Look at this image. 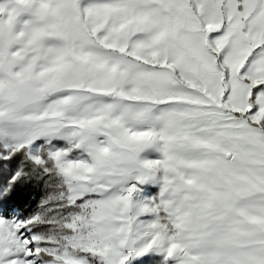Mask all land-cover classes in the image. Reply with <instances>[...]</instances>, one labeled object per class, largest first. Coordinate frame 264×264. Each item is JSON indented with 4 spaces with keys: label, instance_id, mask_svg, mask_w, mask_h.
I'll return each instance as SVG.
<instances>
[{
    "label": "snow or ice",
    "instance_id": "1",
    "mask_svg": "<svg viewBox=\"0 0 264 264\" xmlns=\"http://www.w3.org/2000/svg\"><path fill=\"white\" fill-rule=\"evenodd\" d=\"M0 264H264V0H0Z\"/></svg>",
    "mask_w": 264,
    "mask_h": 264
}]
</instances>
